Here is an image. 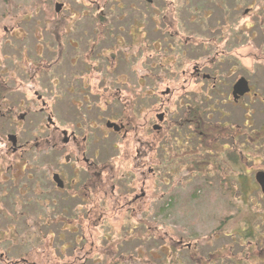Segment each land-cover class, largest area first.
<instances>
[{
  "label": "flooded vegetation",
  "instance_id": "obj_1",
  "mask_svg": "<svg viewBox=\"0 0 264 264\" xmlns=\"http://www.w3.org/2000/svg\"><path fill=\"white\" fill-rule=\"evenodd\" d=\"M262 1L260 13L264 17V0ZM103 3L99 0H84L83 8L80 11H70L69 15L73 17L59 27L65 6L63 2L55 1L53 15L48 16V21H43L46 26L42 32L36 26V14L27 9L20 12L18 21L16 19L11 26H1L0 242L7 246V242L14 241L19 248V257L8 264H83L89 258L91 262L100 258L105 264H122L125 262L124 258L128 261L136 258L133 252H119L122 257L114 258L108 245V253L99 246V257H93L97 253H94V242L98 236L92 228H101L104 224L109 229L111 225L118 226L120 214L135 220L136 225H146L149 217L146 205L151 199L150 175L154 169L147 162L151 161L153 144H158L157 152L164 164L165 170L161 168V172H168L167 163L170 160H174L175 167H178L177 160L182 157L178 150L183 151L185 143L190 145L191 150L186 155L192 161L197 158L196 155L199 157L201 141L203 140V144L207 141L202 129H206L205 122L210 123V108L217 107V104L212 106L207 101L202 104L201 99L185 96L187 86L182 85L181 98L175 112L169 111L161 102L152 116L150 107L152 81L164 80L157 72L167 71L168 64H181L183 53L187 50H192L193 60L190 68L181 70L180 75L185 81H194L192 84L196 86L201 80L211 82L209 89L212 96L220 99L226 96L228 103L239 107L238 111L246 106L243 98L252 100L259 95L243 75L236 76L228 84L223 82L224 77L218 76L222 71L221 65L228 64V70H232L231 66L234 64H231V59L237 63L238 60L246 61L248 52L242 48L243 56L236 55L239 58L236 59L228 57L226 50L217 48L211 56L200 59L199 45L195 38L190 35L184 37L177 29L178 26L167 20L166 14H161V6H164L170 9L174 17L176 11L172 10V6H178L174 0H144L141 3V15L146 16L153 27L151 30L148 28V37H155L153 42H148L146 51L140 52L147 54L144 61L129 60L130 54L136 55L131 51L133 42H128L127 45L121 39L125 40L123 33L129 36V41L135 40V34H145V22L136 16H139L136 13L139 10L133 3H129L127 9L120 10L123 5L116 2L114 7L117 10L114 11H118L115 15L117 21H122L124 15L129 18L125 32L122 33L120 26L114 25L107 16V11L102 9ZM57 4L60 5L58 10ZM197 6H190L188 17L191 19L188 21L200 26ZM249 11V8H245L243 14ZM201 13L203 19L210 14L208 10H202ZM226 14L227 11L225 16ZM74 17L79 25H75L76 21L73 22ZM31 19L33 27L19 26V20L27 22ZM48 23L52 24L48 26ZM158 25L160 27L156 29ZM168 26L169 29L166 30ZM238 32L240 37L233 34L234 40L242 39L241 32H244L247 36L245 45L248 37L253 38L257 34L254 29L247 31V27L239 28ZM151 33H154L153 37ZM262 33L264 34L263 29ZM225 36L226 33H220L213 36V39L219 41ZM111 40L117 41V46L120 45L117 51L112 50L115 45H111ZM181 45L184 47L181 48ZM261 53L263 54L262 50ZM258 54V51L253 52L251 56L257 57ZM214 65L217 67L213 68ZM241 77L246 79L249 90L235 96L233 86ZM118 79H121L122 84L133 82L129 93L132 94L129 99L131 113L125 116L112 110L105 115L102 104L107 105L109 101L101 99L108 95L109 98L116 97L119 100L123 89L116 85ZM173 93L169 86L161 91L166 96H172ZM261 102L264 104V97ZM109 108L112 109L111 106ZM211 110L216 109L214 107ZM72 114L75 115L73 120L69 118ZM242 126H236L240 130V136L245 134ZM217 133L220 137H226V134ZM127 139L137 144L135 161L136 169H139L136 177L140 183L138 192L133 191L131 194H126L129 190L125 179L122 180L124 190L119 189L117 182L113 180L114 172L108 173L104 159V146L106 151L115 153L111 155L113 162L119 157V141ZM212 146L207 149H213ZM177 169L174 168V173ZM195 169L198 171V166ZM108 180L111 182L109 191L106 189ZM110 203L114 204L112 210L108 209ZM108 214L117 216V220L114 223L105 222L110 219ZM135 224L130 226L136 229ZM150 229L148 227L143 230V240L146 239L145 235L150 238ZM126 233L130 236L124 239H139L141 236L136 230L133 233L126 230ZM105 235L107 234H101L107 240ZM223 236L230 237L228 242L205 255L198 251H192L193 255L181 254L183 248L190 249L195 242H185L182 236L177 239L171 236L170 240L165 239L159 245L160 253H163L161 259L165 264H184V260L192 256L196 264H215L212 256H217L221 259L225 257L227 264L248 262V256L245 255L251 256L254 251H244L237 245L232 248L231 233H224ZM40 237H47L44 249L47 247L51 251L43 253L42 248L37 249L41 255L40 260H35L29 257V253L34 254V241ZM87 242H90L88 248ZM144 245L140 248L143 253H134L143 256V261H148V255L151 256L150 246L146 248ZM68 249L71 251L70 255L57 257V263L49 260L53 252L66 253ZM223 253L224 256L221 257ZM46 256H49L48 259ZM6 257L7 253L0 252L1 260L8 262Z\"/></svg>",
  "mask_w": 264,
  "mask_h": 264
},
{
  "label": "rangeland",
  "instance_id": "obj_2",
  "mask_svg": "<svg viewBox=\"0 0 264 264\" xmlns=\"http://www.w3.org/2000/svg\"><path fill=\"white\" fill-rule=\"evenodd\" d=\"M59 1L64 3V12L63 15L60 16L59 27H61L65 22L73 17L69 15L70 11H80L83 6L82 2L84 0H0V39H1V26L7 25L11 26L16 22L17 16L20 12L25 11H34L36 14V20L38 23L36 26L39 27V31H45V24L43 21H48V16L53 15L54 11V2ZM104 2V6H101L102 9L107 11V16L110 17L111 21L114 22V25L120 26L122 33L125 32L127 22L129 21L128 16L124 15L122 21H117L118 14L117 8H115V4L117 1L123 5V8L120 10L127 9V5L129 3H133L139 12L136 15L141 18L145 23H143V27L146 29L145 34H136L133 36L135 38L134 41H129V36L126 33L124 34L127 45L128 42H133L131 51L136 55L130 54V59L132 60H142L144 61L147 57V54H143L140 52L146 51V46L148 42H153V38L149 39L148 37V28L151 30L153 27L151 26V22L148 21V18L144 15H141L142 2L144 0H99ZM178 6L177 8H173L172 10L176 11L174 17H172L170 9L161 6V14H166L167 20L173 21L174 26H178V30L182 32L184 37L186 35H190L195 38V42H198L199 45V55L200 59L204 56L212 55L213 51L217 48L226 50L229 54L228 57L239 59L237 56H243V51L248 52V57L246 61H242L238 63L236 60L231 59L232 70H228V64L221 65V74L219 77H224V81L227 84L231 83L234 78L240 75L245 76L255 91L259 94L257 97L251 99L243 98V102L246 103V106L239 110V107L233 106L228 103L226 100V96H223L221 99L219 97L212 96V92H210L211 82L206 83L204 81H200L199 85H193L194 81L187 80L180 75L182 69H188L191 67V63L193 59L192 50L186 51L183 53V62L181 64H168L166 67L167 71H170L167 74V71H158L164 78L162 81H152V91L153 94L151 96V113L152 116L155 115L157 109L160 106V103H164V107L167 108L171 112H175L178 105L179 99L182 94V85L187 86L185 96L193 97L194 99H201V103L204 104V101L211 102L216 110L212 111L214 107L210 108V123L205 122L206 129L205 134L207 137V141L203 144V140L200 145V155L199 157L196 155V159L194 160L197 164L193 167L191 158L186 153L190 150V145L185 143V146L182 147L183 151L178 150V154L182 156L177 160L178 167H175L176 164L174 160H170L167 163L168 172H161V168H163V161L160 159V155L157 152L158 144H153L151 151V161L147 162L148 166L154 167L152 170V174L150 175V196L149 204L146 205L149 217L146 220V225H136L135 220H131L126 218L125 215L120 214L118 218L120 221L118 222V226L111 225V229L106 228L105 224L101 228H92V231L96 232L98 239L94 242L93 257H99V246H101V250L105 253H108V247L111 249V254L114 258H121L122 253L133 252L136 258H131L128 261L127 258H124L125 262L122 264H165L164 260L161 259L163 253H160L159 245L163 243L165 239L170 240L172 238H178L182 236L185 242L190 241L192 243L195 242V245L190 249L183 248L180 252L184 255H193L192 251H198L201 255L207 254V252H213L215 249H219L222 245L228 242L230 239L229 236H220L215 233L214 230L216 227H221L222 231L225 233H235L234 227L236 225H241V219L250 217V214H256L263 216L264 215V194L260 191L259 186L254 180V174L259 170H264V104L261 102V98L264 97V34L262 33V29L264 31V17L260 13V6L263 5L262 0H174ZM140 4V5H138ZM198 5V19L201 21L200 26L193 22H189L190 14V6ZM102 5V4H101ZM95 7H93L94 9ZM190 8V9H189ZM245 8H249V12L247 14H243ZM113 9V10H112ZM129 9V8H128ZM119 10V9H118ZM202 10H208L210 14L206 13L205 15L208 17L202 18ZM227 14L225 16V12ZM259 13V14H258ZM77 15V13H76ZM21 16V15H20ZM19 16V17H20ZM2 17L4 19L2 20ZM75 18V17H74ZM77 18L73 20L76 21ZM154 19L158 20L157 17ZM108 20V19H107ZM135 20H137L135 18ZM18 21V19H17ZM160 21V20H158ZM199 21V22H200ZM75 25H79L78 21ZM135 22V21H134ZM161 22V21H160ZM19 26H30L33 27L34 23L31 19L30 21L24 22L23 20H19ZM52 23H48L50 26ZM108 24V23H107ZM16 25V24H15ZM58 25V23H57ZM129 25V24H128ZM160 25L157 26L156 29H159ZM247 31L255 30L257 34L255 37H248L247 43L245 45L246 35L244 32H241L242 39L234 40L233 34L240 37V32H238L239 28H246ZM115 28L113 27V30ZM133 29V28H132ZM169 29V26L166 30ZM112 30V31H113ZM58 31V29H56ZM232 31H234L232 33ZM260 32V33H259ZM121 33V34H122ZM226 33V36L219 41H215L213 36ZM148 37V39H147ZM227 37V38H226ZM163 43V42H162ZM243 44V45H241ZM111 45H115L113 51H117V41L111 40ZM245 45V46H244ZM161 46V45H160ZM244 46V47H243ZM184 47L183 45L180 46ZM180 48V49H181ZM261 50L263 54L261 53ZM259 52L258 56H251L253 52ZM154 55V50H152ZM188 58V59H187ZM175 59V58H174ZM187 59V60H185ZM173 61V60H172ZM153 65H156L153 63ZM217 67L214 65L213 68ZM230 68V67H229ZM172 69V70H169ZM228 71V72H227ZM173 73V74H172ZM226 73V76H225ZM43 84V82H41ZM119 85L123 91L120 93L119 100L116 97L102 98L101 100L107 99L109 104H102L105 108L104 114L106 115L108 111H116L117 114L127 115L131 113L129 110V99H131V95L129 94L133 88V82L129 83H121V79L117 80V84ZM169 86L173 89L174 93L172 96H166L165 94H161V91L165 90V87ZM137 88V87H136ZM226 88V87H224ZM181 91H180V90ZM205 98L206 100H204ZM216 101V103H215ZM223 102V103H221ZM221 103V104H219ZM112 107L110 109L109 107ZM208 106L206 107V112ZM221 112V114H220ZM71 120L75 118V115L72 114ZM245 124V125H244ZM238 125H243L241 128L242 132L245 134L239 135L240 130L236 128ZM226 134V137H220L218 133ZM226 132V133H223ZM233 135V137H232ZM213 149H207L211 147ZM181 146V145H180ZM137 144L135 141L133 142L131 139H127L124 141H119L118 145V155L119 157L112 162L111 155L115 154L113 151H106V146H104L105 150V161L107 164L108 173L111 171L114 172L115 178L114 182H117V185L121 191L124 190V185L122 180H126V184L128 186V192L133 193V191L138 192L139 181L136 180V177L139 174V169H136L137 161L136 159V150ZM226 147V148H222ZM232 149L235 150L234 155H240L241 163L238 165H231L226 162V156L228 151ZM191 150L189 151L190 154ZM212 154H210V153ZM175 154V153H174ZM170 156V153H169ZM150 164V165H149ZM182 164V165H181ZM181 165V166H180ZM146 166V167H148ZM198 166V171L195 169ZM219 166L222 167L220 171H218ZM138 168V167H137ZM174 168H178L177 172L174 173ZM245 171L248 172V176L250 177V182L257 187V189L249 190L250 195L247 194V197L257 206L246 205L242 203V198L240 199V194L238 187L240 186L244 189L242 182L243 177L238 178L241 175H245ZM162 175V176H161ZM107 174H105V178ZM238 178V181H237ZM111 182L107 181L106 189L110 190ZM196 189H199L196 191ZM125 193V192H123ZM230 194L231 197L226 195ZM178 194V198L175 200L177 202L174 203L176 207L172 214L168 215V213L163 214L159 211V208L162 204L167 203L169 201V197L172 195ZM195 197H194V196ZM219 196V198L216 197ZM193 196V197H192ZM227 199V201H226ZM113 203H110L109 210H112ZM225 207H224V206ZM192 208L191 214L187 215L185 213L182 214L184 208ZM224 209L225 214L229 216L223 224L216 223L220 220L222 216V210ZM107 212V210H106ZM111 211H108L110 213ZM109 216V214H108ZM110 219L105 222L114 223L117 220V216L110 214ZM126 218V219H125ZM125 220V221H124ZM104 222V223H105ZM264 222V220L262 221ZM261 222V223H262ZM256 223V222H255ZM131 224H135L137 227L133 229ZM217 224V225H216ZM131 225V226H130ZM262 225V224H261ZM112 227L114 229H112ZM150 227L151 235H145V240L142 238L143 230ZM215 227V228H214ZM107 230H110L107 233ZM126 230L131 231L133 233L136 230V233H140L141 236L139 239L128 238L130 234L126 233ZM214 230V231H213ZM218 231V230H217ZM220 231V230H219ZM90 232V231H89ZM107 237L105 240L101 234ZM94 234V233H93ZM215 234V235H214ZM216 238V240H214ZM47 241V237L45 239L40 237L36 238L34 241V254L33 252L29 253V257L32 259L40 260V253L37 252V249H41L43 253H49L51 250L49 248H45V242ZM119 241V242H117ZM121 241V242H120ZM142 242V243H141ZM141 243V245H140ZM147 243V244H146ZM233 243V242H232ZM247 243V242H245ZM58 244V243H56ZM90 245V242H87ZM145 244V245H144ZM145 246L146 248L150 246V254L148 255L149 260L143 261V256L135 255L136 253H143L140 249L141 246ZM74 246H72V249ZM86 248V249H87ZM136 248H138L136 250ZM23 249V248H22ZM71 249V250H72ZM257 249V248H255ZM24 250V249H23ZM74 251V250H72ZM0 252L7 253L8 262L5 259H0V264H8L9 261L15 260L18 258L19 248L17 244L13 242H7V246H4L3 242H0ZM256 252V251H255ZM71 251L68 249L65 252L57 253L53 252L52 258L49 259L51 262H55L57 257L64 258V256L70 255ZM180 254V255H181ZM217 254V253H216ZM189 255V256H190ZM74 256V255H73ZM224 256V253L221 257ZM248 256L250 259V264H255L257 260H260V256L263 254L259 253L254 259V257ZM49 256H46L48 259ZM207 260V257H205ZM215 264H227V260L225 257L221 259L217 256H212ZM184 264H196L194 262V258L191 256L190 258L184 260ZM79 262V261H77ZM86 262V263H85ZM83 264H105L104 260L98 258L95 261L91 262V258L85 260ZM50 263V262H47ZM171 264V263H167ZM176 264V263H175ZM261 264V263H258Z\"/></svg>",
  "mask_w": 264,
  "mask_h": 264
},
{
  "label": "trees",
  "instance_id": "obj_3",
  "mask_svg": "<svg viewBox=\"0 0 264 264\" xmlns=\"http://www.w3.org/2000/svg\"><path fill=\"white\" fill-rule=\"evenodd\" d=\"M202 130L204 132H206L205 129H202ZM234 152H235V150L232 148L230 151H228V153H227L228 156H226V162H228L231 165L232 164L233 165H236V164L239 165L241 163L240 155L239 154L234 155ZM191 162H192L193 167L197 165L195 163V161L191 160ZM221 169H222V167L219 166L218 171H220ZM242 177H243V179H242V182H240V185L242 183L243 186H246V187H244V189H242L240 186L238 187L239 192H241L239 198L240 199L242 198L243 204H246V205L251 204L253 206L254 205L257 206V204H254L247 197V194L250 195L249 190L257 189V187L250 182V177L248 176V172L245 171V175H241V177L239 176L238 178L241 179ZM238 178H237V181H238ZM198 190L199 189H196V191H198ZM226 195L231 197L229 193H227ZM216 197L219 198L218 195H216ZM176 198H178V194L170 196L169 201L167 203L162 204L159 208V211H161L163 214H165V212H166V214L168 213V215L172 214L174 207H176V205H174V203L177 202L175 200ZM226 201H227V199H226ZM220 210H222V212H223L222 213L223 217H221L220 220L216 222L217 224L218 223L223 224V222L229 218V216H227L225 214L224 209L220 208ZM191 211H192V208H189V207L184 208V211H182V214L185 215V213H186L187 215H190ZM263 220H264V215L263 216H261V215L257 216L256 214H253V215L250 214V217H246V218L241 219V221H240L241 225L237 224L236 227H234L235 233L234 234L231 233L232 240H233V245H232L233 247L232 248H234V246L237 245L238 248H240L244 251L253 250L254 252L252 254V257H254V259H257L256 256L259 253L263 254L262 257L260 256V260L257 261L255 264H258V263L264 264V222H262ZM214 230H216L215 233H217L221 236H223V234L225 233L222 231V225L219 228L216 227ZM245 242H247V243H245ZM255 248H257V249H255ZM243 264H250V259L248 262H245Z\"/></svg>",
  "mask_w": 264,
  "mask_h": 264
},
{
  "label": "water",
  "instance_id": "obj_4",
  "mask_svg": "<svg viewBox=\"0 0 264 264\" xmlns=\"http://www.w3.org/2000/svg\"><path fill=\"white\" fill-rule=\"evenodd\" d=\"M60 7L59 4L56 5V9L58 10ZM249 90V86L247 84V81L244 77L239 78L234 86H233V95L236 96V94H244ZM255 180L260 185V188L262 192L264 193V171L259 170L254 175Z\"/></svg>",
  "mask_w": 264,
  "mask_h": 264
}]
</instances>
